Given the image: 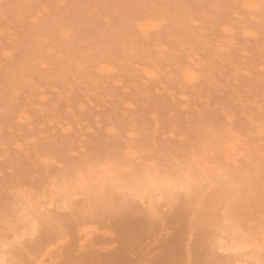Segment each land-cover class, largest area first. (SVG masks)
Wrapping results in <instances>:
<instances>
[{
	"label": "rangeland",
	"instance_id": "374dc122",
	"mask_svg": "<svg viewBox=\"0 0 264 264\" xmlns=\"http://www.w3.org/2000/svg\"><path fill=\"white\" fill-rule=\"evenodd\" d=\"M242 1L0 0V183L13 168H36L38 162L58 168V158L77 156L79 166L60 174L55 184L29 187L21 194L27 202L59 206L65 203L60 201L63 193H73L69 201L78 197V186L137 188L131 176L145 173L175 181L177 173H158L150 157L179 145L180 173L199 171L200 183L219 181L228 173L235 184L222 191L234 189V195L251 196L258 204L264 119L257 101L264 95V28L260 14L249 20L239 7ZM185 4L200 7H168ZM169 13L174 18L169 28L138 27ZM236 14L240 18L233 20ZM133 17H142L135 22L139 36L132 31ZM223 26L227 33L220 31ZM63 29L66 38L59 35ZM100 62L115 63L126 74L105 76L96 69ZM137 65L151 69L155 78H145ZM183 68L198 74L193 82L182 75ZM117 128L128 129L125 135L135 138L125 155L127 149L144 153L136 171L110 158L119 147L110 136ZM228 142L242 150L235 164L224 157ZM111 213L81 216L61 239L37 241L38 262L61 264L80 252L116 245L112 231L122 213ZM221 226L227 237L231 226L223 221V212Z\"/></svg>",
	"mask_w": 264,
	"mask_h": 264
},
{
	"label": "snow or ice",
	"instance_id": "6c2138e0",
	"mask_svg": "<svg viewBox=\"0 0 264 264\" xmlns=\"http://www.w3.org/2000/svg\"><path fill=\"white\" fill-rule=\"evenodd\" d=\"M150 7H156L151 5ZM169 9L185 8L197 10L199 5H169ZM230 10L233 5H219ZM259 14L264 28V0H260ZM132 18V31L140 35L136 20ZM156 30L171 27L173 16L166 14L157 17ZM223 22V21H221ZM257 103L260 105V117L264 119V95ZM253 111L255 107L249 103ZM128 129H114L110 136L116 138L119 147L110 154L115 163L126 166L127 171H136L142 167L140 158L144 153L125 155L124 149L135 146V138L125 135ZM179 145L154 152L150 159L151 167L158 173L178 174L175 181H166L152 186L153 202L147 205V192L139 188H96L84 187L81 194L63 205L48 204L46 200L27 202L22 198L27 188L39 189L42 185L55 184L59 175L72 171L79 166L77 156L61 159L60 166H46L37 163L36 168H13L6 171L0 183V264H35L31 258L37 241L54 242L67 235L74 220L82 215H92L103 211L124 213L142 210L157 220L163 219L169 209L184 208L190 216V234L186 237L188 258L177 259L170 264H264V158H262L261 193L259 203L251 197L236 196L233 190L222 191L227 185H234L230 174L225 173L219 181L198 182L180 173ZM47 168L46 171L42 169ZM144 197L142 200L141 197ZM43 207H40V204ZM211 209V210H209ZM221 212L223 221L231 226L227 237L222 235ZM163 235V233H162ZM50 238V239H49ZM58 250V249H57ZM200 258H192V254ZM55 254V253H53ZM61 264H73L62 261ZM75 264H89L77 261ZM96 264V262H91Z\"/></svg>",
	"mask_w": 264,
	"mask_h": 264
},
{
	"label": "bare ground",
	"instance_id": "6f19581e",
	"mask_svg": "<svg viewBox=\"0 0 264 264\" xmlns=\"http://www.w3.org/2000/svg\"><path fill=\"white\" fill-rule=\"evenodd\" d=\"M253 6H256L254 0H244L239 4V7L242 10L247 11L249 20H252L254 15L259 14V8ZM238 15H234L232 19H239L240 16L238 17ZM157 23L158 22L154 20L145 21V23H139L138 27L141 29L143 25H145L143 30H151V28H156L155 26ZM228 30V26H223L220 28V31L223 33H227ZM59 35L62 38H66L69 33L67 30L63 29L60 31ZM48 52L52 53V50L50 49ZM6 53L7 56L11 55V53H8V51ZM54 56L60 59L57 52H54ZM116 67L117 65L115 63L112 64L100 62L97 64L96 69L99 73L105 76L111 75L115 71L117 72L118 76L123 75V73L126 74L123 69H117ZM136 67L145 78H155L156 74L151 69L145 67L144 65H137ZM181 73L182 75H188L189 82H193L198 76L197 73L191 72L187 68H183ZM113 83L115 85L118 84L116 77L113 78ZM258 131L259 133H262L260 129ZM223 150L224 157L226 160H229L230 164L231 162L235 164L236 158L242 156V150L240 148H236L232 142L224 144ZM126 155H134L133 150L127 149ZM244 173H246V171ZM197 174H199V171H195V174L187 173L186 176L200 182L199 175ZM153 175L154 173H145L141 177L131 176L132 179L137 182V188L147 192V205L149 207L153 202L152 186L156 184H162L166 181H172V179L169 178H164L162 180L160 178V180H156L153 179ZM248 176H246V178ZM78 187L79 189L76 190L77 192L74 194V196H80L81 189L84 188L82 186ZM85 187L89 188V186ZM105 188L106 187H102L100 190ZM113 188L114 187L109 186V190ZM55 195L58 196L59 193ZM72 195L73 193L71 192L63 193L60 201L62 203L69 201ZM141 199L143 200L144 197L142 196ZM111 214L114 216V212ZM78 219L74 220L73 223L76 224ZM113 230L114 231H112V233L114 232L117 238L115 235L114 237L111 236L112 238H109L110 242H112L111 240H113V238H116L117 240L113 241L116 242V245H109L100 248L97 247L95 250L92 249L91 251L84 253L80 252L79 255H75L73 257L71 262H73V264H75L77 261H88L89 264H91V262H96V264H170V262L177 259L188 258V244L186 237L190 234V216L187 210L184 208L169 209L164 213L163 219L157 220L147 212L143 211L141 206L136 210L122 213L118 219L115 218ZM36 249L37 247L35 244L31 258L35 260V264H40L38 262L37 255H35ZM192 258L198 259L200 257L199 255L195 254V252H193Z\"/></svg>",
	"mask_w": 264,
	"mask_h": 264
}]
</instances>
